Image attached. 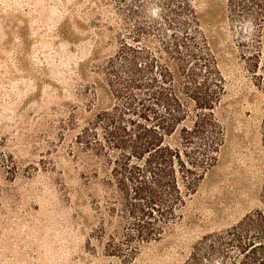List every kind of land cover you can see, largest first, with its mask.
Here are the masks:
<instances>
[{"label":"rangeland","instance_id":"374dc122","mask_svg":"<svg viewBox=\"0 0 264 264\" xmlns=\"http://www.w3.org/2000/svg\"><path fill=\"white\" fill-rule=\"evenodd\" d=\"M194 3L226 78L217 110L226 143L172 231L125 262L89 245L103 188L101 178L85 183L96 166L74 145L109 103L96 65L120 45L115 0H0V264H183L204 234L263 207L264 88L245 22L233 21L227 0Z\"/></svg>","mask_w":264,"mask_h":264},{"label":"trees","instance_id":"16d2710c","mask_svg":"<svg viewBox=\"0 0 264 264\" xmlns=\"http://www.w3.org/2000/svg\"><path fill=\"white\" fill-rule=\"evenodd\" d=\"M120 45L97 63L109 103L75 136L77 157L93 164L86 184L101 178L95 204L98 240L128 262L161 241L183 216L218 163L227 128L219 118L226 94L215 39L194 0H115ZM233 21L245 22L250 68L264 88V0H227ZM256 69V70H255ZM264 145V119H263ZM100 170L103 176H100ZM263 207L204 234L183 264H264Z\"/></svg>","mask_w":264,"mask_h":264}]
</instances>
